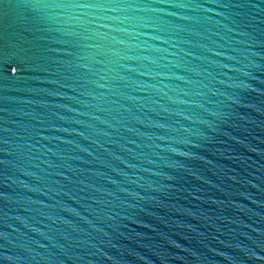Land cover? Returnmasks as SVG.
Masks as SVG:
<instances>
[{"label":"water","instance_id":"95a60500","mask_svg":"<svg viewBox=\"0 0 264 264\" xmlns=\"http://www.w3.org/2000/svg\"><path fill=\"white\" fill-rule=\"evenodd\" d=\"M0 264H264V0H0Z\"/></svg>","mask_w":264,"mask_h":264}]
</instances>
